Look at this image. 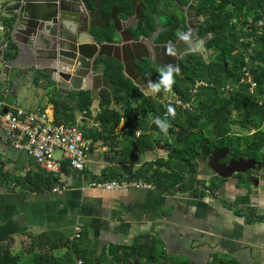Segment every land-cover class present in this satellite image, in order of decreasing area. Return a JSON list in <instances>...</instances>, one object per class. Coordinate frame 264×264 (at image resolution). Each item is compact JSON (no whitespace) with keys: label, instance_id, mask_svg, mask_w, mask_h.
Wrapping results in <instances>:
<instances>
[{"label":"crops","instance_id":"0c3cea01","mask_svg":"<svg viewBox=\"0 0 264 264\" xmlns=\"http://www.w3.org/2000/svg\"><path fill=\"white\" fill-rule=\"evenodd\" d=\"M30 65L25 56L14 65L10 71L12 84L8 88L0 79V99L17 107L10 98L18 96L17 88L25 78L32 92L37 87L43 89V98L37 103L32 100L24 109L48 107L54 113L50 89H57L46 83L48 75L38 69H28ZM73 94H61L63 107H77ZM91 111L95 117L100 106L96 110L91 107ZM75 113L80 112L76 110ZM139 114L142 113L139 111ZM139 114L135 113V116ZM76 124L83 130L99 128L94 118L85 117L82 113ZM115 131L123 139L126 131L124 118ZM138 132L143 133L136 130L135 134ZM1 133L0 143L9 146L2 130ZM93 143L97 151L93 160L94 170L88 165L84 173H69L67 189L58 192L31 189L32 184L20 180V177L39 169L34 160L30 157V161H22L4 155L0 148V252L2 245L9 244L14 254L22 256L34 236L46 233L52 240L61 236L71 239L75 226L82 225L83 244L93 257L104 255L110 259L128 252L131 258L142 259L143 247L158 242V246L172 258L190 255L191 264H198L201 245L207 247L208 240H213L227 255H238L240 260L244 253H251L254 248L264 254V173L260 172L251 185L242 182L241 178H234L211 192L209 188L216 180L210 179L205 168L199 165L197 177L203 182L192 190L164 192L154 182L136 178L150 186L129 192H108L92 186L94 181L113 179L110 176L106 178L103 172L114 170L124 178H131L141 169L164 171L166 168L155 162L167 159L170 151L164 149L163 143L156 144L146 153L138 152L132 163H125L118 153L119 147L112 148L103 140H93ZM175 170L184 175L188 173V166L178 164ZM243 197H248L249 201L234 204L236 199ZM148 240L150 243L145 244ZM134 260L138 263L137 259ZM251 264H254L252 260Z\"/></svg>","mask_w":264,"mask_h":264},{"label":"trees","instance_id":"16d2710c","mask_svg":"<svg viewBox=\"0 0 264 264\" xmlns=\"http://www.w3.org/2000/svg\"><path fill=\"white\" fill-rule=\"evenodd\" d=\"M83 1L87 8L95 7L96 0ZM216 1L220 2V11L219 9L212 11L210 28L214 36L208 46L211 51L210 58L204 61L196 56L192 75L194 84L196 81H203L206 86L198 88L194 95L181 91L178 95L179 99L187 103L192 102L190 109L183 110L174 103L171 106L175 112L171 114L168 112L169 106L149 102L140 92H135L137 87L124 75L123 67L118 61L102 58L99 62H105L106 75L116 85V102L122 104L121 109L111 108V94L107 90H102L100 111L93 117L90 92H74L73 96L75 99L78 98L77 107L69 105L63 107L61 94L53 88L51 102L54 104L56 122L75 125L76 110L85 117L94 118L99 128L84 129L85 137L94 141L103 140L112 148L119 147L118 153L123 162L132 163L133 145L142 154L160 144L164 132L158 128L154 120L157 116L167 119L170 125L168 131L172 132L174 143L169 145L171 149L168 158L155 162L166 170L141 169L134 176L154 182L158 189L164 192L176 189L192 190L203 182L197 177L199 164L196 156L205 145L212 148L230 147L232 156L236 158L261 159L260 152L264 150V0ZM4 24H7L6 20ZM8 55L9 58L15 56L12 53ZM245 65L250 67L258 83L255 94L248 91L247 84L239 85L234 93H223L221 91L223 86L239 83L241 70ZM129 99L138 103L139 111L143 115L135 116ZM123 118L126 131L123 139H120L115 130ZM234 127L240 131L252 129L256 131L253 134L237 135L240 141L237 144L240 148L238 146L236 149L229 138ZM136 130H141L143 134L136 137ZM178 164L188 166V173L182 175L175 170ZM103 173L106 178L109 176L113 179L124 178L123 174L114 170ZM20 180L29 181L32 184L31 189L35 191L51 190L58 182V179L37 168L27 176L20 177ZM215 180L216 182L209 188L211 192L218 189L223 182L219 177ZM242 182L248 183L244 177ZM248 201V197L238 198L234 204L239 205ZM83 241V234L78 240L65 236L52 240L48 234L43 233L34 236L28 246L25 253L26 256H30L28 262H22L21 255L14 254L10 245L5 244L1 247L0 264H77L79 258L84 264H190V261L177 263L158 246V242L152 246L146 244L140 256L142 259L134 257L138 260L136 263L128 252L110 259L104 255L93 257L86 250ZM235 263L238 262L216 261L215 257L211 264Z\"/></svg>","mask_w":264,"mask_h":264},{"label":"water","instance_id":"95a60500","mask_svg":"<svg viewBox=\"0 0 264 264\" xmlns=\"http://www.w3.org/2000/svg\"><path fill=\"white\" fill-rule=\"evenodd\" d=\"M102 9L103 0H96L94 9L87 10L83 0H2L0 10L7 23L4 35L0 37L2 83L7 88L12 84L10 71L25 56L31 63L28 69H38L48 75L46 83H51L60 94L69 96L73 92L89 91L92 110H96L99 109L101 90H107L111 94V108L119 110L122 104L116 102V85L106 75V64L96 65L95 61L115 59L122 65L124 75L140 88L145 80L130 73L129 67L135 66L136 59L127 56L123 44L98 43L90 33L97 25L93 20L99 18ZM82 16L86 21H81ZM116 31L123 38L117 27ZM8 53L15 56L9 58ZM89 81L94 84L84 88ZM133 147L132 159L138 153V148ZM231 151L227 146L210 150L205 145L196 161L200 165L204 160L209 173L224 179V183L234 179L235 174L260 170L264 165V158L261 162L245 158L222 162Z\"/></svg>","mask_w":264,"mask_h":264},{"label":"flooded vegetation","instance_id":"af4514ba","mask_svg":"<svg viewBox=\"0 0 264 264\" xmlns=\"http://www.w3.org/2000/svg\"><path fill=\"white\" fill-rule=\"evenodd\" d=\"M219 6L220 2L216 0H117L116 2L103 0L101 14L98 19L93 20V23L97 25L90 29V33L98 43L123 44L127 48V56L136 59V67L134 65L129 67L130 73L138 79L145 80L142 88L135 85L137 87L135 92H140L149 102H156V104L167 107L179 99L180 91L192 95L195 59L201 57L204 61H208L210 58L211 51L208 46L214 36L210 22L212 11L214 9L220 11ZM87 9L89 8L86 7ZM81 21H86V19L82 16ZM116 27L122 33L123 38L117 35ZM100 59L95 61L96 65L100 63ZM169 64L178 65L181 69L179 75L175 77L171 90L162 89L156 94L146 91L147 82L157 81L160 69ZM93 84L89 81L84 88ZM79 92H84V90ZM76 100L77 106L78 98ZM129 100L132 102V99ZM131 105L134 109L139 107L138 103L132 102ZM161 143L164 149L170 151L169 145L174 143L172 132L164 133ZM216 148L210 147V150ZM232 158L239 159L240 157L232 156L231 151L222 162L228 163ZM263 158L264 150L261 159H256V161L261 162ZM200 165L205 168L210 179H216L217 176L209 173L204 160ZM262 170H264V165L260 170L256 168L245 174H235L234 178L244 177L245 181H248L247 184L251 185ZM224 181L223 179L222 183Z\"/></svg>","mask_w":264,"mask_h":264},{"label":"built area","instance_id":"2783aa9c","mask_svg":"<svg viewBox=\"0 0 264 264\" xmlns=\"http://www.w3.org/2000/svg\"><path fill=\"white\" fill-rule=\"evenodd\" d=\"M241 84H247L251 94H255L258 89L255 75L248 65L242 68L239 83L227 84L221 88V91L225 94L234 93ZM202 86H206V83L196 81L192 95ZM191 103L181 99L175 101L178 107L188 109L191 108ZM0 129L15 150L26 153L42 172L58 179L51 189L54 192L67 189L69 173H84L88 169V151L93 140L85 137L84 130L78 124L57 123L52 108L26 110L12 107L0 99ZM255 131L252 129L249 134ZM136 136L139 137L140 132ZM55 150L60 151L59 157H54ZM92 186L108 192H129L132 189H143L150 185L131 177L102 179L94 181ZM82 233V225H76L71 239H80ZM77 264H84L83 260L77 259Z\"/></svg>","mask_w":264,"mask_h":264},{"label":"rangeland","instance_id":"374dc122","mask_svg":"<svg viewBox=\"0 0 264 264\" xmlns=\"http://www.w3.org/2000/svg\"><path fill=\"white\" fill-rule=\"evenodd\" d=\"M2 0H0L1 3ZM5 33L4 30V19L2 17V12L0 10V37H2ZM51 88V87H50ZM30 83L24 78L22 80V84L20 85V87L17 88L18 91V96L17 97H13L10 98L11 102L13 103L14 106L20 107V108H28V106H30V102L32 100L35 101V103L40 102L41 98H43V89L42 88H35L34 91L32 92L30 90ZM52 89H50L51 91ZM12 97V96H11ZM3 99V98H1ZM9 100V99H8ZM6 101V100H5ZM134 113H136V115L139 114V108L136 107L134 109ZM80 113H76V117H79ZM141 116V114H139ZM143 115V113H142ZM79 122L82 124V121L79 120ZM250 131L245 130V131H240L239 129H237L236 127H234L232 129V132L229 134V138L231 139L233 147L238 149V138L237 135H248ZM0 134L1 133V129H0ZM241 144H244V141H241ZM0 148L3 151L4 155L10 156V157H15V158H19L22 161H30V156H28L26 153L23 152H19L17 150H15L11 145H2V143H0ZM240 148V146H239ZM261 153V152H260ZM95 154V155H94ZM96 155H97V151H96V147L93 145L90 146L89 151H88V160H89V168L94 170V163L93 160L96 159ZM60 156V151L59 150H55L54 152V157H59ZM261 158V156H260ZM121 171V170H118ZM262 173H264V170L261 171ZM96 173H99L98 171ZM255 187V186H254ZM158 238H160L158 235H156ZM157 240H154V242H156ZM146 243H150V240L145 241ZM209 244V246H208ZM207 247L203 248V245H201V248L199 250V263L198 264H208V263H212L214 261V258L216 257V261L218 260H222V261H229V260H234L237 261L238 263L235 264H251V260L254 262V264H257L256 262H260V264L263 262L264 260V254L254 248L253 251H249V253L247 254H243L240 260V257L237 255H227L226 253H224L223 251L219 250L216 245L214 244L213 240H208L206 243ZM214 245V246H213ZM218 250V251H217ZM161 251V250H160ZM210 251H217L216 253H210L208 254L207 252ZM253 255V256H252ZM210 257V261H209V257ZM22 262H28L30 260V256L26 254H22ZM187 257V258H186ZM208 257V259H207ZM191 260L192 257L189 256H182V255H177L176 257H174V260L177 263H183V262H189V259ZM205 258V259H204ZM203 260V261H202ZM191 264V262H190ZM194 264V263H193Z\"/></svg>","mask_w":264,"mask_h":264},{"label":"clouds","instance_id":"9594fccd","mask_svg":"<svg viewBox=\"0 0 264 264\" xmlns=\"http://www.w3.org/2000/svg\"><path fill=\"white\" fill-rule=\"evenodd\" d=\"M186 38V37H184ZM181 69L178 65L169 64L165 67H162L159 72V78L157 81H148V87L146 91H150L153 94L161 92L163 89L164 91H170L174 82L175 77L179 75ZM168 112L174 114L175 109L172 106L168 107ZM154 123L158 126V128L164 132H168L169 128V121L167 119H162L161 117L157 116L154 120Z\"/></svg>","mask_w":264,"mask_h":264}]
</instances>
